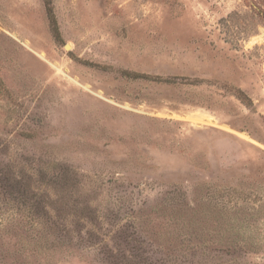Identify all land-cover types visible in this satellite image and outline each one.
<instances>
[{
	"label": "rangeland",
	"instance_id": "1",
	"mask_svg": "<svg viewBox=\"0 0 264 264\" xmlns=\"http://www.w3.org/2000/svg\"><path fill=\"white\" fill-rule=\"evenodd\" d=\"M0 264H264V0H0Z\"/></svg>",
	"mask_w": 264,
	"mask_h": 264
},
{
	"label": "trees",
	"instance_id": "2",
	"mask_svg": "<svg viewBox=\"0 0 264 264\" xmlns=\"http://www.w3.org/2000/svg\"><path fill=\"white\" fill-rule=\"evenodd\" d=\"M49 2V1H48ZM48 10L51 12V8H48ZM51 15H52V13H51ZM52 21H54V20H52ZM236 95L238 96V98L242 101V102H244V103H246V104H249L250 103V98L242 91V90H240V89H237L236 90Z\"/></svg>",
	"mask_w": 264,
	"mask_h": 264
}]
</instances>
